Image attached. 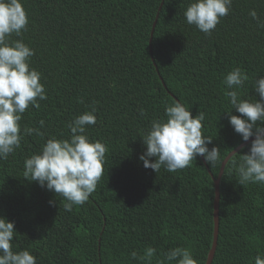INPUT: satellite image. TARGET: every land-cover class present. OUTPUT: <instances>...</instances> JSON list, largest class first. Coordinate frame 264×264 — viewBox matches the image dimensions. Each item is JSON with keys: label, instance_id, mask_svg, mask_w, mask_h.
<instances>
[{"label": "trees", "instance_id": "trees-1", "mask_svg": "<svg viewBox=\"0 0 264 264\" xmlns=\"http://www.w3.org/2000/svg\"><path fill=\"white\" fill-rule=\"evenodd\" d=\"M21 2L29 23L22 37L12 39L34 49L31 67L41 73L47 99L30 106L20 121L22 131L35 127L44 136L24 135L20 147L0 160V216L14 222L13 251L28 249L37 264H148L130 253L143 255L151 246L156 264L179 246L204 264L212 242V176L243 141L225 113L231 105L223 80L241 67L249 76L242 98L259 99L252 84L264 76V28L248 13L255 9L264 18V0H233L211 35L187 24L183 13L190 0ZM156 12L152 60L148 39ZM160 76L192 115L205 113L202 131L213 137L208 147L220 151L215 165L197 157L175 172L144 168L142 138L175 100ZM92 106L97 121L87 133L107 146L104 175L89 200L68 212L62 196L24 178V159L39 153L49 137L67 138L66 124ZM232 114L239 115L235 109ZM250 143L228 161L238 160ZM228 161L219 179L211 264H254L264 254V184H238Z\"/></svg>", "mask_w": 264, "mask_h": 264}, {"label": "clouds", "instance_id": "clouds-1", "mask_svg": "<svg viewBox=\"0 0 264 264\" xmlns=\"http://www.w3.org/2000/svg\"><path fill=\"white\" fill-rule=\"evenodd\" d=\"M232 4L233 0H190L183 14L187 24L211 35L221 19L229 14ZM248 14L259 27L264 28V18L255 9H250ZM157 16L158 12L155 13V23ZM28 23L21 0H0V160L8 159L20 147L24 135L35 133L44 136L35 127H25L22 131L20 124L30 106L39 108L38 101L47 99L41 73L31 67L34 49L22 38L12 39L13 35L22 37ZM154 28L152 30L151 25L149 45ZM149 54L151 57V51ZM248 81L249 76L239 66L233 67L223 80L225 95L231 105L230 110L225 111L230 125L243 141L254 137L246 153L241 154L238 160L228 161L230 171L238 174L240 185L264 184V76H259L252 84L259 99L242 98L240 90ZM233 109L239 115L232 114ZM96 111L92 106L76 116L66 124L70 130L67 138L49 137L39 153L24 159V178L62 196L66 201L63 207L68 212L73 206L83 205L89 200L104 175L107 146L99 140H92L87 133V126L97 121ZM140 114H144L143 109H140ZM164 117L152 120L142 138L146 150L139 159L144 168L155 173L162 167L167 172H175L191 166L197 157H203L209 165L220 161L219 148L208 147L213 137L203 134V111L192 115L189 107L174 100L165 106ZM39 124L44 127L43 120ZM152 157L155 159L151 160ZM16 233L14 222L0 216V264H37L36 256L28 249L13 251L12 241ZM156 252V248L149 246L143 255L138 256L136 251H132L130 257L151 264ZM162 256L156 264H199L188 247L170 248ZM254 264H264V254L258 253Z\"/></svg>", "mask_w": 264, "mask_h": 264}, {"label": "water", "instance_id": "water-1", "mask_svg": "<svg viewBox=\"0 0 264 264\" xmlns=\"http://www.w3.org/2000/svg\"><path fill=\"white\" fill-rule=\"evenodd\" d=\"M162 4V1L160 2V5L159 7L161 6ZM157 18V17H156ZM154 25H155V21L153 22L152 24V30L154 28ZM152 30L150 33H152ZM149 51L150 50V45H149ZM155 69H156V66H155ZM160 78V81L163 85V87L166 89V86L163 82V80ZM167 90V89H166ZM168 94L173 96L175 98V100H177V98L167 90ZM254 137H250L249 141L245 142V141H242L240 142L237 146H235L232 150H230L227 155H225L223 157V159L221 160L220 162V167H219V170H218V174L216 177L212 176V182H213V201H212V221H213V231H212V242H211V246L208 250V253H207V256H206V259H205V262L204 264H211L212 263V260H213V256H214V253H215V250H216V246H217V238H218V229H219V179H220V176L224 170V166L225 164L227 163L228 159L234 154L232 151H235L237 152L239 149H241L242 145L243 147L245 145H247ZM203 159V157H202ZM203 163L206 165V162L203 161Z\"/></svg>", "mask_w": 264, "mask_h": 264}, {"label": "bare ground", "instance_id": "bare-ground-1", "mask_svg": "<svg viewBox=\"0 0 264 264\" xmlns=\"http://www.w3.org/2000/svg\"><path fill=\"white\" fill-rule=\"evenodd\" d=\"M213 201V200H212Z\"/></svg>", "mask_w": 264, "mask_h": 264}]
</instances>
